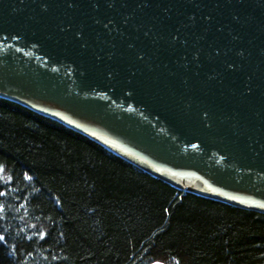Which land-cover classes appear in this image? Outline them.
Returning a JSON list of instances; mask_svg holds the SVG:
<instances>
[{
  "label": "water",
  "instance_id": "1",
  "mask_svg": "<svg viewBox=\"0 0 264 264\" xmlns=\"http://www.w3.org/2000/svg\"><path fill=\"white\" fill-rule=\"evenodd\" d=\"M0 96L264 212V0H0Z\"/></svg>",
  "mask_w": 264,
  "mask_h": 264
},
{
  "label": "trees",
  "instance_id": "2",
  "mask_svg": "<svg viewBox=\"0 0 264 264\" xmlns=\"http://www.w3.org/2000/svg\"><path fill=\"white\" fill-rule=\"evenodd\" d=\"M0 264H264V212L0 96Z\"/></svg>",
  "mask_w": 264,
  "mask_h": 264
}]
</instances>
